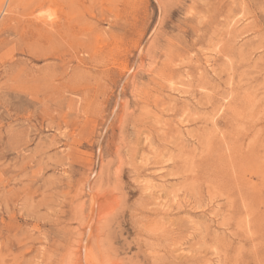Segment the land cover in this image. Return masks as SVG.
Instances as JSON below:
<instances>
[{"label": "rangeland", "instance_id": "obj_1", "mask_svg": "<svg viewBox=\"0 0 264 264\" xmlns=\"http://www.w3.org/2000/svg\"><path fill=\"white\" fill-rule=\"evenodd\" d=\"M11 1L0 264H264V0Z\"/></svg>", "mask_w": 264, "mask_h": 264}, {"label": "bare ground", "instance_id": "obj_2", "mask_svg": "<svg viewBox=\"0 0 264 264\" xmlns=\"http://www.w3.org/2000/svg\"><path fill=\"white\" fill-rule=\"evenodd\" d=\"M11 1V0H10ZM61 1V0H60ZM74 1V0H73ZM76 1V0H75ZM12 2V1H11ZM71 3H72V1H70ZM78 3L80 2L79 0L77 1ZM77 2H74L75 4L77 3ZM70 3V4H71ZM74 3H73V5H74ZM64 5H67V4H65L64 3ZM63 5V3H62V6H64ZM69 5V4H68ZM67 5V6H68ZM41 7H42V5H41ZM70 7V6H69ZM74 7H76V5L74 6ZM70 8H72V7H70ZM68 9V8H67ZM67 9H65V12H66V10ZM74 8H72L71 9V11L73 10ZM40 10V9H39ZM84 13V12H83ZM66 14V13H65ZM64 14V15H65ZM76 14V13H75ZM39 15V14H38ZM37 15V16H38ZM43 15V14H42ZM45 16L46 17H48V19L50 18V15L49 14H45ZM68 16H70V15H67V17ZM71 16H75L74 14L73 15H71ZM70 16V17H71ZM84 16V15H83ZM34 17V16H33ZM52 18V17H51ZM72 18V17H71ZM36 19V18H35ZM53 19V18H52ZM60 19V18H59ZM73 20V19H72ZM62 21V20H61ZM47 22V21H46ZM51 23V22H50ZM56 24V23H55ZM62 24V23H61ZM68 25H69V23H68ZM48 26V25H47ZM69 27V26H68ZM47 28V27H46ZM70 28V27H69ZM69 28H68V30H69ZM80 28V27H79ZM52 29V28H51ZM39 30V29H38ZM53 30V29H52ZM59 32V31H58ZM69 32V31H68ZM55 33V32H54ZM61 33V32H60ZM59 33V34H60ZM86 33V32H85ZM58 35V34H57ZM65 36H66V34H64ZM104 36V35H103ZM103 36H102V38H103ZM63 37V36H62ZM77 37V36H76ZM98 37V36H97ZM36 39V38H35ZM98 40V39H97ZM96 40V41H97ZM52 42H53V39L51 40ZM68 41V40H67ZM81 41V40H80ZM82 42H84V41H82ZM147 42V41H146ZM80 43V42H79ZM50 45V44H49ZM24 46V45H23ZM84 47V46H83ZM60 51V50H59ZM57 52V51H56ZM30 54V53H29ZM131 68V67H130ZM129 72V71H128ZM131 82V81H130ZM48 89V88H47ZM132 94V93H131ZM45 103V102H44ZM256 103V102H255ZM125 104V103H124ZM116 106V105H115ZM78 110V109H77ZM212 121V120H211ZM113 128V127H112ZM216 132V131H215ZM211 134V133H210ZM210 137V136H209ZM88 187V186H87ZM213 191V190H212ZM92 199H93V204H92V208H91V216H93V211H95V200H96V197L93 195L92 196ZM96 204H97V202H96ZM92 222V220H91V218H89V221L87 222V225H88V227H89V225H90V223ZM239 223V222H238ZM240 224V223H239ZM87 227V228H88ZM79 249L81 250V252H83V250H84V246L81 244H79ZM77 251H78V249H77ZM84 254V253H83ZM87 254V256H85V257H82V261H81V263L82 264H104V263H108L109 261L108 260H110V259H108V257H101L102 255H100V253H96V252H93L92 250H90L88 253H86ZM76 262V261H75ZM109 264V263H108ZM111 264V263H110ZM114 264V263H113Z\"/></svg>", "mask_w": 264, "mask_h": 264}]
</instances>
